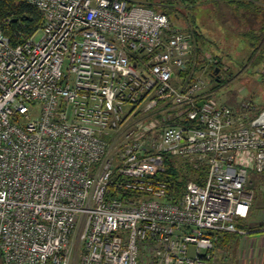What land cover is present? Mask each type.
I'll use <instances>...</instances> for the list:
<instances>
[{
    "label": "built area",
    "instance_id": "built-area-1",
    "mask_svg": "<svg viewBox=\"0 0 264 264\" xmlns=\"http://www.w3.org/2000/svg\"><path fill=\"white\" fill-rule=\"evenodd\" d=\"M23 1L44 20L17 44L0 20V264H143L146 245L149 264H213L264 172V107L181 74L194 47L163 11ZM165 155L206 163L203 183L169 199Z\"/></svg>",
    "mask_w": 264,
    "mask_h": 264
},
{
    "label": "rangeland",
    "instance_id": "rangeland-1",
    "mask_svg": "<svg viewBox=\"0 0 264 264\" xmlns=\"http://www.w3.org/2000/svg\"><path fill=\"white\" fill-rule=\"evenodd\" d=\"M135 1L148 4V0ZM149 1L155 10L169 11L171 23L190 37L192 45L200 48L198 61L194 60V65L200 68L194 75L205 79L208 87H218L213 95L217 104L233 106L237 110L242 102H250L253 111L264 107V39L263 44L260 39L253 46L249 44L251 33L262 34L264 31V0H256L247 7L228 0L205 1L192 7L181 0ZM194 33L200 35L199 40L195 39ZM216 61L221 62L217 73L209 67ZM176 161L179 165L185 163L179 158ZM79 231L80 228L75 232L76 247ZM144 248L143 264H149L146 258L152 252L151 247L146 245ZM76 258L77 254L73 264H76Z\"/></svg>",
    "mask_w": 264,
    "mask_h": 264
},
{
    "label": "trees",
    "instance_id": "trees-1",
    "mask_svg": "<svg viewBox=\"0 0 264 264\" xmlns=\"http://www.w3.org/2000/svg\"><path fill=\"white\" fill-rule=\"evenodd\" d=\"M188 6H194L200 2H215L217 0H181ZM229 2H234L238 6H252L255 4L256 0H228ZM147 6L152 7V3L148 0ZM153 8V7H152ZM155 9V8H154ZM168 16L169 11L163 10ZM9 18V23L7 25H3L4 32L10 38L12 44H17L23 42L25 39L29 38L33 34H35L43 24V14L42 12L34 5L23 1V0H0V20ZM170 18V16H169ZM171 19V18H170ZM195 39L199 40L200 35L194 33ZM250 45H254L255 41L264 39V31L262 34L251 33ZM194 45V55L192 57V61L188 65V68L184 71L182 70L181 74H187L191 72V75H194L196 69H199L200 66L194 65L195 61H198V54L200 52V48ZM254 50V49H253ZM264 52V50H263ZM252 57V56H250ZM220 61H216L210 64V69L212 72L217 73L221 68ZM193 72V73H192ZM219 77V75H218ZM219 85V84H217ZM217 86H214L215 89ZM212 88V89H213ZM213 89V90H214ZM188 122L187 120L184 121ZM164 171H159L156 176L160 179H163L168 186V192L170 194V198L173 200H178L184 193L186 188V184L188 181L193 180L197 183H203L208 166L206 163L201 162L196 165L190 163L178 164L176 161V157L173 155H165L164 158ZM238 227H242L241 224H237ZM229 236V234H225Z\"/></svg>",
    "mask_w": 264,
    "mask_h": 264
},
{
    "label": "crops",
    "instance_id": "crops-1",
    "mask_svg": "<svg viewBox=\"0 0 264 264\" xmlns=\"http://www.w3.org/2000/svg\"><path fill=\"white\" fill-rule=\"evenodd\" d=\"M214 87V86H213ZM211 87L212 91H216ZM214 90H213V89ZM228 106L229 105H225ZM232 111H237L233 106ZM249 163L251 160L245 159ZM246 190L252 195V203L248 215L238 218L237 224L244 230L217 234L214 245L213 264H264V172L256 173L248 169ZM225 234H229L226 236ZM222 261V262H221Z\"/></svg>",
    "mask_w": 264,
    "mask_h": 264
}]
</instances>
